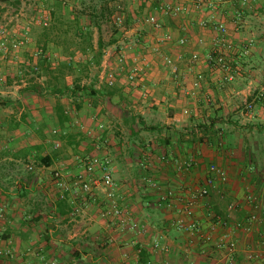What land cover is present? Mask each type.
<instances>
[{
	"label": "crops",
	"instance_id": "1",
	"mask_svg": "<svg viewBox=\"0 0 264 264\" xmlns=\"http://www.w3.org/2000/svg\"><path fill=\"white\" fill-rule=\"evenodd\" d=\"M159 1L134 0L131 15L136 12L146 15ZM237 2L233 0V6L226 5L217 15L226 20L230 39L236 43L250 38L243 29L247 28L242 25L244 18L264 12L260 8L264 0H255L256 10L243 13L242 19L236 21L229 15L232 8L239 7ZM200 16L191 14L178 20L161 18L164 29L171 32L174 41L184 37L188 44L162 48L165 55L174 58L181 55L177 63L180 74L175 77L163 69L158 60L154 61L146 82L153 89L152 98L143 101L134 94V100H131L118 87L100 85L98 77L82 104V111L88 113L84 118L85 127L95 128L89 116L98 113L109 127L113 121L103 113L123 109L131 119L116 120L118 126L115 123L114 126L129 133L130 143L145 142L144 148L126 156L119 146L111 148L117 142L108 128L101 133L113 162L114 178L130 193L124 203L142 226L141 233H121L111 223L96 218V207L81 217L70 218V205L56 199L48 182L50 169L60 162L53 161V157L44 151L45 142L33 132V128L46 124L48 117L53 119L55 109L61 108L62 101L53 98L43 102V99H37L38 95L29 89V85L17 91V97L13 91H1L0 251H8V255H0V264H144L147 261L153 264H257L253 256L264 257L260 242L264 236V213L251 233H230L229 239L236 244L231 254L216 246L222 229H218L207 243H202L198 236L171 225L180 206L181 191L202 185L211 164L224 169L227 175L226 184L220 187L222 195L214 191L209 197L208 204L216 215L228 223L244 219L250 211L245 203L247 191L261 199L264 209V106L256 101L253 113L248 114L235 102L238 98L242 102L245 99L251 101L264 93V77L245 79L243 72L232 83H219V74L210 70L204 57L215 33L199 29L194 21ZM180 26L184 28L180 29ZM139 27L134 24L129 33L132 38H142L149 46L157 36L151 27L143 28L146 34L141 33ZM200 37L203 44L197 43ZM257 43L253 52L260 54L264 43L261 47ZM193 52L201 55V60L195 64L190 62ZM4 64L0 60L1 67L8 73L12 68ZM197 73L203 80L198 98L193 99L185 96L183 91L190 89ZM246 80H249L247 85L244 84ZM17 105L20 108L15 110L13 106ZM43 106H49L45 107L47 112ZM185 108L190 109V117L182 115ZM68 126V123L64 125ZM145 126L147 128L141 133L140 129ZM82 134L88 140L89 152L91 142ZM48 138L52 142L59 141L61 146L65 143L62 137L48 134ZM75 144L78 150L85 151L87 145L83 146V142ZM46 156H50L51 163ZM147 157L149 162H146ZM183 159H193L195 167L189 171L180 168L177 161ZM41 163L50 164L38 165ZM29 165L34 166L33 172L27 171ZM147 178L155 180L159 188H150L145 181ZM162 191L174 193L173 204L170 208L156 209L154 201ZM231 202L237 203L239 209L228 215L227 206ZM205 214V207L195 211V218L206 225ZM155 239L160 240L165 251L151 248Z\"/></svg>",
	"mask_w": 264,
	"mask_h": 264
},
{
	"label": "built area",
	"instance_id": "2",
	"mask_svg": "<svg viewBox=\"0 0 264 264\" xmlns=\"http://www.w3.org/2000/svg\"><path fill=\"white\" fill-rule=\"evenodd\" d=\"M232 4L233 0H160L151 11L139 18L140 25L151 27L157 36L148 46L142 38H132L129 30L121 31V39L117 47L108 50L102 57L100 65L99 81L108 88L118 87L121 91L128 95L129 99H133V95L138 96L137 99L147 101L153 96V89L146 82L149 80L151 69L154 61L158 60L160 66L169 70L175 77L180 74L177 63L181 59V55L174 58L171 55L162 53L163 47L177 45L185 47L188 44L187 39L179 37L174 41L171 32L164 29L161 18L168 17L172 20L181 17L198 15L195 19L201 31L211 30L215 33L211 42L209 51L204 55L205 61L210 70L219 74V83H232L238 76L243 73L242 58L249 56L255 46V41L250 38L243 42L236 43L230 39L225 19H219L217 15L224 11V7ZM238 8L230 12L231 18L235 20L242 19L243 13L255 11V0H238ZM264 10V3L260 7ZM259 9V8H258ZM206 16L202 17V15ZM115 25L121 26V17L116 16ZM46 26V23L43 22ZM184 26H180L183 29ZM198 44H203V38L197 40ZM1 47L6 51L4 42ZM16 48V45H12ZM201 60L200 52H193L190 57L192 64ZM202 75L197 73L191 81L190 89H185V96L197 99L202 84ZM4 83V78L0 76V84ZM209 102L210 98L205 97ZM261 102L264 106V93L253 97L251 101L245 99L244 108L248 114H252L255 108V102ZM65 116L72 117L69 109H64ZM182 115L191 116L188 108L183 109ZM90 121H94L100 133L95 132L93 128L84 125H76L90 140L91 151L82 156H73L68 162H60L54 168L50 169L48 182L51 189L54 190L56 199L65 201L70 205V218L81 217L84 213L96 207V218L104 223H111L115 228L123 232L141 233L142 226L134 219L130 207L124 203L127 197H130L129 191L124 190V186L114 178L113 162L106 150V143L101 135L103 129L106 128L104 123H99L97 117L92 114ZM78 122L72 123V125ZM64 134L59 129H52L51 135L58 137ZM54 148L60 147L59 141H54ZM150 158L151 155L149 154ZM162 157L161 159H164ZM149 162V157H147ZM145 165V164H144ZM147 165V164H146ZM145 165V166H146ZM177 165L186 171L195 167L196 162L193 159L178 160ZM71 167V169L69 168ZM28 172L34 171V166L27 167ZM150 188L157 190L158 183L152 178L145 179ZM227 182V175L221 167L211 164L206 170L203 183L199 187H186L181 191L180 206L177 208V215L171 219V225L180 231H185L190 235H196L202 243H207L212 235L222 229L223 234L219 237L216 246L218 249L224 248L228 253H233L236 244L229 239L230 233L233 231H242L245 234L251 233L254 225H256L264 209L261 199L254 193L247 191L245 194V203L250 211L241 221H233L228 223L222 217L216 215L209 206V197L212 192L222 195L220 187ZM174 193L172 191H162L158 193L157 199L154 201L156 209H166L172 206ZM199 207L206 208V225L195 218V211ZM239 205L231 202L227 206L228 215H232L238 211ZM261 245L264 247V236L261 239ZM153 250H166L159 239L152 242ZM0 255H8L7 252L0 251ZM257 264H264V257L254 255ZM144 264H153L147 261Z\"/></svg>",
	"mask_w": 264,
	"mask_h": 264
},
{
	"label": "rangeland",
	"instance_id": "3",
	"mask_svg": "<svg viewBox=\"0 0 264 264\" xmlns=\"http://www.w3.org/2000/svg\"><path fill=\"white\" fill-rule=\"evenodd\" d=\"M133 1L0 0V44L4 42L6 47L5 51L0 45V60L6 63L5 67L12 68L6 73L0 65V76L4 78V83L0 84V95L1 91L9 90L17 97V91L29 85V89L38 95L37 99L41 98L43 102L50 99L52 101L53 98L59 99L62 101L61 110L63 107V110L69 109L72 112L71 118L66 116L68 127H64L66 123L61 125L60 119L54 116L52 120L48 117L46 124L33 128V132L45 142L44 151L50 154L55 162H68L73 156H82L88 152V140L83 137L76 125H85L88 113L82 111V104L89 95L88 91L94 85L95 79L98 81L102 57L105 52L120 45L118 44L121 39L120 29L129 30L132 29L131 26L137 24L141 33H144L143 28H146L139 23V18L143 16L141 13L131 15L134 10ZM117 15L121 17L120 28L114 23ZM242 25L247 27H243L245 34H248L255 43L257 41V46L261 47L264 43V12L254 17L246 16ZM99 40L104 45L109 42L111 44L103 47L97 64L95 60L99 53L97 47ZM12 45H16V48ZM262 47V54L252 51L249 56L242 58L245 79L249 76L252 80L256 79L255 77L260 78L261 75L264 77V46ZM248 81H244V84L247 85ZM235 102L246 112L239 98ZM45 107L49 106H43L46 111ZM13 108L16 110L20 106ZM94 115L98 124L104 123L103 116L101 118L99 113ZM103 115L109 116L108 120L113 121L109 127L104 123L107 127L102 131L104 133L108 130L113 134L117 143L111 148L119 146L126 156L133 155L132 152L136 153L139 148H144V141L138 140L132 144L128 141L129 133L125 134L119 127L117 128L116 120L131 119L127 111L116 109L113 113L104 112ZM73 121L78 124L72 125ZM90 122L95 127L94 131L100 133L101 130L97 129L94 121ZM146 128V126L141 128V133ZM52 129H59L64 133L58 136L65 138L64 145H60L58 149L54 148L53 140L48 138ZM146 139L148 140V137ZM76 142H83V146L87 145L84 152L77 149ZM46 157L51 163L50 156ZM38 165L47 166L45 163Z\"/></svg>",
	"mask_w": 264,
	"mask_h": 264
},
{
	"label": "trees",
	"instance_id": "4",
	"mask_svg": "<svg viewBox=\"0 0 264 264\" xmlns=\"http://www.w3.org/2000/svg\"><path fill=\"white\" fill-rule=\"evenodd\" d=\"M111 44V42H109L108 44H106V45H104V44H102L101 43V41L99 40L98 41V45H97V47H98V51H99V53L97 54V57H96V60H95V62L98 64L99 63V60H100V57H101V50L103 49V47H107V46H109ZM92 46V45H91ZM90 48H92V47H90ZM55 117H56V119H60V123H61V125H63L64 123H66L67 121H68V119H67V117L66 116H64V113H63V111L61 110V108H57V109H55ZM48 164V163H47Z\"/></svg>",
	"mask_w": 264,
	"mask_h": 264
}]
</instances>
